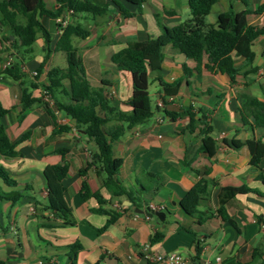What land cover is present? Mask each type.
<instances>
[{
	"label": "crops",
	"instance_id": "1",
	"mask_svg": "<svg viewBox=\"0 0 264 264\" xmlns=\"http://www.w3.org/2000/svg\"><path fill=\"white\" fill-rule=\"evenodd\" d=\"M90 1L108 8L106 14L72 16L64 13L58 20L41 18L42 25L52 37L49 59L43 64L45 41L39 34L32 54L23 64L24 78L21 81L2 74L8 62L13 64L18 60L19 50L13 46L14 37L8 28L0 22V101L8 111L3 123L12 142H19L16 150L20 154L16 158L0 156V164L18 182L17 187L4 186V190L20 191L24 195L15 205L9 201L0 202V258L8 264H45L49 260L54 264H71L68 247L79 244L82 249L77 253V264H153L148 256L170 252H179L193 261L215 262L220 257L221 264L264 263V184L259 180L264 161L260 168H256L251 165L247 146L234 150L223 143L224 140L264 141V127L244 124L241 113L247 97L264 104V35L252 47L255 54L253 63L241 57L235 58L240 73L234 84L227 75L205 68L209 62L207 56L198 72L195 70L196 62L185 57L184 53L171 46L165 48L161 72L150 73L152 118L128 130L113 143L114 156L123 160L118 178L128 189L137 191L141 189V183L149 185L147 173L167 178L165 187L157 195L145 196V206H156L159 208L157 211L165 216L148 217L135 213L132 207L124 209L123 202L127 199L112 196L97 168L92 167L85 177L80 175V170L92 162L95 143L65 114L55 112L52 118L44 109L43 102L46 101L50 70L68 67L65 53L56 50L57 43L68 24H78L90 33L84 39H73L88 80L93 87L105 89L116 110L129 114L132 111L129 101L133 96V76L118 70L111 61L112 56L129 42L158 38L162 26L174 28L189 20L188 0H144L139 8L121 0V4L135 14L131 18H123L119 7L109 0ZM44 2L49 10H57L60 6L56 0ZM263 2L250 0L251 9ZM245 9L241 0H218L206 17V23L214 25L219 15ZM247 21L250 26L264 28V14L252 12ZM37 43L41 49L39 53L34 48ZM184 65L191 74L165 109L173 112L192 109L197 118H207L218 146L217 154L211 159L199 151L203 139L200 130L192 133L187 130L188 117L173 120L158 107L166 99L158 79L169 84L185 79ZM34 72L37 76L33 75ZM103 82L108 86L105 87ZM64 84L68 85V82L64 81ZM24 88L43 102L30 107L20 119ZM56 100L69 102V98L60 91L48 103L53 105ZM99 114L104 116L101 110ZM250 120L253 124L256 122L254 117ZM115 124L112 121L108 127ZM61 127L69 130L60 132ZM203 127L199 124V128ZM26 133H30L29 138L20 142ZM60 150L67 153L61 155ZM65 162L70 166L63 181L65 199L74 223L64 227H44L39 218L42 215L50 217L55 224L62 223L43 211L48 204L44 171L48 166ZM207 170L209 174L206 176ZM201 178L217 182L211 190L208 205L200 208L202 211L207 207L212 210L210 218L202 224L187 215L180 204ZM83 181L88 183L92 194H97L104 201L103 204L95 197H82ZM227 187L250 190L237 195L227 205V213L237 229L217 213L220 192ZM115 204L121 208H115ZM99 210L115 211L120 217L110 225V216L98 213ZM107 226L105 232L98 233L99 229ZM155 233L162 234L163 238L151 243ZM197 248L201 250L199 254Z\"/></svg>",
	"mask_w": 264,
	"mask_h": 264
},
{
	"label": "trees",
	"instance_id": "2",
	"mask_svg": "<svg viewBox=\"0 0 264 264\" xmlns=\"http://www.w3.org/2000/svg\"><path fill=\"white\" fill-rule=\"evenodd\" d=\"M60 5L57 10H49L44 0H0L1 24L8 28L11 36L14 37L13 46L19 50L18 60L5 68L3 75L14 81H21L24 78L22 67L32 54V47L41 34L45 41L46 55L43 64L47 63L51 51L52 37L50 32L42 25L41 18L48 17L52 20H58L64 13L72 11V16L81 14H91L101 16L106 14L108 8H102L90 0H56ZM117 5L123 18H131L135 14L121 4V0H109ZM127 3L140 7L144 0H124ZM218 0H188V6L191 12V18L174 28L162 26V33L158 38H152L142 42H129L121 51L115 53L111 61L114 66L120 70L129 72L133 76V96L129 101L132 111L125 114L116 110L110 103L109 97L104 88H95L87 78L83 61L78 55V50L73 44L74 38H86L90 33L78 24H68L57 43L56 50L64 52L68 67L66 69L53 68L49 72V85L46 87V95L51 100L56 92L60 91L69 98V102L54 101L53 105L47 101L38 100L32 96L28 88L23 89L22 93V113L20 119H23L26 111L37 103L43 102V107L53 118L55 112L63 113L76 122L78 128L84 130L88 139L95 143L96 151L92 154V162L87 167L80 170V175L85 177L88 171L95 167L103 176V182L106 189L113 197L127 199L136 208L147 209L145 196H155L167 183V178L160 174L147 173L149 185L141 183V189L134 191L128 189L119 180L118 175L123 166V160L116 158L113 153V143L122 138L125 133L139 125L148 122L154 112L150 96V73H160L165 59L164 50L171 46L173 49L184 53L188 59L196 62V71L200 72L205 56L209 62L205 68L213 73L227 75L232 84L236 82V77L240 70L236 67L235 58L241 57L246 61L253 63L255 54L252 50L254 42L264 35V28L253 27L248 24L247 16L250 13L264 14V2L254 10L251 9L250 0H241L246 9L242 12H229L219 15L216 24L206 23V17L211 13L212 7ZM9 41V38H7ZM186 78L178 80L172 84L165 83L161 79L160 85L166 97L174 96L178 93L182 84L188 79L191 70L184 65ZM68 82V85L64 84ZM106 87L108 84L103 82ZM45 95V98H46ZM168 104H166L167 106ZM165 106V108H166ZM164 108L166 117L176 120L178 117H188L189 125L187 130L194 132L200 130L203 135L200 152L205 153L210 159L218 152L216 140L212 137V127L206 122L207 118L202 116L197 118L192 109L181 110L180 112L169 111ZM99 110L104 116L99 114ZM7 110L0 101V156L5 158H16L20 154L16 150L19 142H12L10 139L3 118ZM242 121L254 127H264V104L253 97H247L245 106L241 110ZM256 122L253 124L251 118ZM116 122L113 127H108L110 122ZM199 124L203 128H199ZM68 127H61L60 132L68 131ZM30 133L24 134L19 140L28 139ZM226 146L239 150L247 146L251 153V165L260 168L264 161V141L250 140L246 142L236 140H224ZM61 155L67 153L66 150H60ZM70 166L67 162L63 165L48 166L44 171L47 182L48 204L43 211L49 212L54 219L62 221L61 224L51 222V218L45 215L40 216L41 225L44 227H64L73 225L72 211L69 208L66 199L64 178L69 172ZM209 170L206 171V176ZM259 180L264 184V168L262 169ZM4 186L17 187L18 182L11 177L10 172L0 164V202L9 201L13 205L17 204L23 197L20 191L6 192ZM217 186L216 181H209L206 178L199 179L193 188L182 198L181 207L184 212L198 219L199 223L207 221L210 218L209 207L206 210H200L201 207L208 205L211 197V190ZM250 192L243 188H222L219 195L220 208L217 213L223 221L231 224L237 229L236 223L227 213V205L239 194ZM81 195L84 199L95 197L101 204L104 201L97 195L92 194L88 183L83 181ZM128 209V207H123ZM110 216V225H114L120 214L118 212H104ZM109 226L99 229L98 233H103ZM163 235L155 233L151 238V243L160 241ZM82 249L79 244L69 246L71 264H77V253ZM200 249L197 248L198 254ZM0 264H8L0 258ZM101 264V263H98ZM264 264V263H262Z\"/></svg>",
	"mask_w": 264,
	"mask_h": 264
},
{
	"label": "built area",
	"instance_id": "3",
	"mask_svg": "<svg viewBox=\"0 0 264 264\" xmlns=\"http://www.w3.org/2000/svg\"><path fill=\"white\" fill-rule=\"evenodd\" d=\"M69 13L72 14V11ZM10 65H11V61L5 65V68L9 67ZM33 75L37 76V72H34ZM46 94L47 93H45V95ZM173 99H174L173 96L166 97V99L164 101H161L159 103L158 107L160 109H164L166 104L172 103ZM46 101L47 102L51 101V98L49 95H46ZM114 207L115 208H121V205L115 204ZM149 209L152 211L159 210L158 207L153 206V205H151ZM148 258L152 261L153 264H221V261H222V259L220 257L216 258L215 262H211L208 260L193 261V260H190V259L184 257L179 252H170V253H166V254H158L155 256H148ZM45 264H54V261L49 260Z\"/></svg>",
	"mask_w": 264,
	"mask_h": 264
},
{
	"label": "water",
	"instance_id": "4",
	"mask_svg": "<svg viewBox=\"0 0 264 264\" xmlns=\"http://www.w3.org/2000/svg\"><path fill=\"white\" fill-rule=\"evenodd\" d=\"M184 56L186 57V55L184 54ZM123 206H126V207H132V209L135 211V213L137 214H145L147 215L148 217H153V216H156V217H164V213L162 212H159V211H152L150 210L149 208L145 209V210H142V209H139V208H136V206H133L132 202L126 200L125 202H123Z\"/></svg>",
	"mask_w": 264,
	"mask_h": 264
},
{
	"label": "rangeland",
	"instance_id": "5",
	"mask_svg": "<svg viewBox=\"0 0 264 264\" xmlns=\"http://www.w3.org/2000/svg\"><path fill=\"white\" fill-rule=\"evenodd\" d=\"M208 21H210V20L208 19ZM34 48H35V50H36L37 53L41 52L39 43L35 44Z\"/></svg>",
	"mask_w": 264,
	"mask_h": 264
}]
</instances>
